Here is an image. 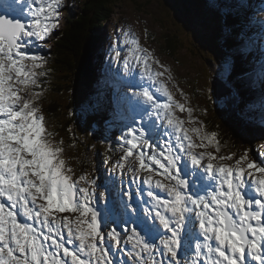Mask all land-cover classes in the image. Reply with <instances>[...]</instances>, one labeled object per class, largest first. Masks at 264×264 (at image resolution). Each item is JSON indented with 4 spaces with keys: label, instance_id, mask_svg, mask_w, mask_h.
I'll list each match as a JSON object with an SVG mask.
<instances>
[{
    "label": "snow or ice",
    "instance_id": "1",
    "mask_svg": "<svg viewBox=\"0 0 264 264\" xmlns=\"http://www.w3.org/2000/svg\"><path fill=\"white\" fill-rule=\"evenodd\" d=\"M29 5L30 22L0 14V264H113L108 243L119 247L121 232L102 231L96 207L98 196H107L87 173L74 178L63 141L47 129L38 104L42 91L34 90L47 61L28 50L58 27L64 0ZM125 43L132 47L124 73L131 77L139 69L150 82L126 99L149 106L143 115L159 122L152 127L163 137L153 140L144 125L120 137L123 154L115 168L127 167L134 178L146 173L141 178L152 201L130 229L134 251L128 254L137 264H264V144L259 161L249 158L252 149L235 159V153L221 154L218 133L207 131L195 110L175 99L167 83L174 79L171 70L131 30ZM196 180L205 182L197 187ZM125 195L133 200L130 191ZM123 207L125 214L137 212L131 203ZM186 237L195 241L190 259L187 250L185 258L180 255Z\"/></svg>",
    "mask_w": 264,
    "mask_h": 264
},
{
    "label": "rangeland",
    "instance_id": "2",
    "mask_svg": "<svg viewBox=\"0 0 264 264\" xmlns=\"http://www.w3.org/2000/svg\"><path fill=\"white\" fill-rule=\"evenodd\" d=\"M14 1L16 2V4L12 5L14 11L8 10L3 5H0L22 22H30L29 0ZM82 1L83 0H64L58 27L55 28L53 33L46 40L35 42L28 50L29 55L42 56L47 61L44 67L38 70L46 71V75L39 78L40 87L34 90L42 91V96L38 104L45 116L47 129L55 134V140L63 141L64 158L73 169L74 178H78L80 175L87 173L90 179L97 180V192H104L107 196V199L98 196L96 207L101 213V216L104 219L106 218L108 222L107 224L102 222V231L108 232L111 227H116L117 230L121 232V244L119 247H116L114 242L108 243L113 264H137L135 257L128 254L129 251H134L132 250L128 236L131 235L130 229L134 226V221L137 218H145L144 210L146 208H151L152 201L145 199L148 186L143 183L141 177L146 175V173H142L141 177L134 178L133 173L129 171L127 167L123 172L115 168L116 162L120 160L123 154L121 147L123 141L120 140V137L127 132L129 127L138 129L141 125H144L146 130L149 131L153 140L163 139V137L152 127L154 122L157 125H159V122L155 121L154 117L150 118V115H143L144 108L149 106L143 103L138 105L132 104L126 99L132 91H139L141 87H147L150 83L146 79L142 80L139 73L137 74L135 72L131 77L124 73L123 59L127 57L128 51L132 47L131 44L125 43L128 38L129 30L139 37L140 44L143 47L149 49L154 54V57L159 59L162 65L171 70V75L174 79L167 83L175 99L191 106L195 110L193 115L206 125L207 131H216L212 123V121L217 120L216 116L214 114L210 115V110L213 106L217 107L215 96L212 95L211 92V90L214 91L211 79L214 76L213 81L221 86L226 85H223V82L217 78L216 72H214L216 66L223 68V62L218 60V55L215 52L214 46L205 40V27H212L209 21L214 24L216 22L220 24L219 22L224 17L223 9H226L225 17L228 21L234 19L241 20V17L245 16L246 18V16H250V25L249 28H247L246 35L248 39L253 42V47L244 60V63L249 71L251 70L250 64L252 63L254 70L258 74V79L261 80V89L264 92V13L258 9V5H260L262 0H239L238 3H236V0H194L195 4L193 0H116L115 4L110 7L111 14L109 20H102L100 26L96 24L97 30L94 29L93 31V36L95 38L103 39L102 48L104 51L102 52L101 61L105 63L103 71L107 75L108 80L103 81L102 78L92 79L88 76L86 83L83 81L85 79L84 76L80 78L72 77V79H67L62 85L58 83V86L55 87L53 81L58 79L52 80L51 77H53V75L50 74L54 67V60H52L49 55L42 52V50H44L43 48H39L37 50L38 53L34 52H36L38 46L47 48V46L50 47L54 43L56 38L55 34L68 27L66 26V22L70 17L68 9H71L73 5L78 7V4ZM242 1L246 3L244 9L247 15L239 14L237 16L238 18H232L231 16L235 15V13H228L227 11L232 10L234 5L240 4ZM0 2L3 3V0H0ZM180 7L186 12L189 21L184 19L186 15L182 12ZM20 10V13L16 12ZM197 13H201V16H196ZM227 13L228 15H226ZM188 28L195 31L196 34L202 35L201 42L204 45L203 51L195 47L192 48L193 52L186 49L183 51V49L181 50V48L178 47L186 45V40L191 42V39L195 37L194 34L188 31ZM243 34L242 29L238 28L235 30V35L240 40ZM175 37H179L180 39L177 38V40ZM85 38H88V34ZM98 44L100 45L101 41ZM94 45L96 49L93 55L99 50L98 45ZM169 46H171V48H169ZM117 50L121 53L119 57L116 56ZM68 58L72 63L74 76V53H71ZM109 61L113 62V72L107 67L106 62ZM99 64L102 65L101 63ZM153 67L163 71V69H160L157 65H153ZM79 73L80 67H78L77 71L78 75ZM132 85H135V87H132ZM173 85H176V87ZM151 90L155 92V87ZM181 90L187 95V100L181 95ZM203 90L205 91V95ZM54 91H58V93L54 94ZM106 94H108V96H106ZM155 94L161 102L166 101V97H164L162 93ZM230 95L231 91L228 96ZM53 97L56 102L57 110L60 107L59 116L63 121L65 120L63 126L61 123L62 121L57 124V121L55 122L51 118H48L49 110L47 102ZM162 98L164 101H162ZM70 100H75V102L80 105L82 108H80L81 115H85L86 117V124L92 123L85 127L81 135L77 133L79 142L77 143L76 139L75 145L71 144L68 140V137L71 138L70 128H68V132L62 130L66 125H69V121L73 127H77V122L74 123V116H68L67 118L66 108L71 104ZM106 104L108 105V107H105L106 110L113 108V106L118 107V112L121 114V119H123L121 121V129L112 133L110 129L106 132L98 133L99 124L106 123L105 121H99L98 116L101 115L109 124L112 123V125H114L112 118H109L107 114L103 112L100 113L99 111V109ZM90 107L94 110H91ZM123 108H125L126 114ZM177 115L187 119L186 112L181 113L177 110ZM133 118L135 119L133 120ZM128 120H130V122H127ZM186 126L192 127L193 125L187 124ZM218 127L224 131L221 125ZM222 136L225 138L223 134ZM220 142L221 154L228 155L235 153L236 157H234V159L238 158L245 150L251 149L249 147L236 149L241 145L239 144L233 147L229 140L226 143L222 140H220ZM262 142L255 146L253 151L249 152L250 159L257 161L261 159L257 153L260 151L259 147ZM78 144L80 145L77 146ZM246 144L250 145L249 142H246ZM227 146L233 148H227ZM105 159L110 162L108 166L105 165ZM233 162L234 161H227V163ZM188 178L194 179L191 176ZM204 182L205 181L196 180V186L198 187ZM140 189H143V191L141 192ZM129 191L133 196L131 202L128 201L125 195V192ZM153 191L158 195H165L163 191L159 189H153ZM124 203H131L132 208H136L137 212L133 213L131 209H128L125 214V209L123 207ZM117 221H120L121 224H118ZM149 223H151V221H149ZM193 231L197 232L198 235L197 229L194 228ZM107 241L108 238L106 237V242ZM192 242L193 247L191 249H194L195 241H190L189 238L186 237L182 248L189 249L188 245ZM157 258H160L159 253H157ZM181 258L183 259L185 256L181 255ZM188 258L190 259V257ZM164 259L167 260V257L165 256Z\"/></svg>",
    "mask_w": 264,
    "mask_h": 264
},
{
    "label": "trees",
    "instance_id": "3",
    "mask_svg": "<svg viewBox=\"0 0 264 264\" xmlns=\"http://www.w3.org/2000/svg\"><path fill=\"white\" fill-rule=\"evenodd\" d=\"M115 1L116 0H83L81 3L78 4V7H74V9L69 10L70 17L68 18L66 22V26L68 27L64 28L61 32L58 31L55 34V37H56V38L54 37L55 41L50 47L49 46H47V48L43 47V49L46 50L45 51L46 55H49L51 59L54 60V67L52 68V71L50 72V74L53 75V77H51L52 80L58 79V80L53 81L55 87L58 86V83L62 85L64 82L67 81V79H72V77L80 78L84 76L85 79L83 81H85L86 83H87L86 80L88 76H90V78L92 79L102 78L103 81L108 80L107 75L103 71V66L99 64L101 62L99 58L102 57V52H97L93 55L96 49V46L94 44H96L97 42V38L93 36V31L94 29L97 30L96 24L100 26L102 20L103 21L109 20L110 18L109 16L111 14L110 7L115 4ZM238 2L239 0H236V3ZM193 3L195 4L194 0H193ZM245 4L246 3L242 1V3L234 5L232 7V10L227 11V12L235 13V15L231 16L232 18H238L237 16L239 14L246 15L243 13L245 12V9H244ZM77 8H78V11H77ZM180 8L182 12L186 15V12L182 9V7ZM225 11L226 9L225 10L223 9L224 17L219 22L220 24H218V22H216L215 24L211 23L205 17L209 21V23L212 25V27L210 28L205 27L206 33L204 34V38L205 40L208 41L209 44L214 46L215 52L218 55V60L223 62V68L216 66V68L214 69V72H216L217 77L220 80H222L225 84H227L232 90V94L230 96H226L224 99H222L223 101H225L223 105H218L217 107L212 108L213 114H215L216 116L217 125L223 124L224 121L222 120L221 113L226 114L227 112H229L227 108L229 107L228 105H230V107L232 106L231 107L232 109L234 110L237 109L236 112H234L233 114L234 117H237L241 121H244L242 119L244 118L245 121L248 122L246 126L249 132V136H251V138H255L256 136L264 137V133H263V136L261 135V133L264 131H262L257 125H255V123L251 122L252 120L256 121L258 118H260L261 113H258V112L250 113V111L247 109L248 106L245 105V101H246V104L250 102V96L247 97V95L251 92V85L247 84L244 81L239 82L237 80L239 78L240 70L236 64L237 59L234 57L235 56L234 49L236 48L235 47L236 42L234 40L232 41V38L234 36L235 30L240 28L241 26L240 21L242 19H245V16L241 17L240 18L241 20L238 19L239 22L237 21L238 23H236L233 20L228 21L226 19ZM228 13L226 15H228ZM197 15L201 16V13H197L196 16ZM184 19L185 20L187 19L189 21V18L187 17V15H186V18ZM190 33L194 34L195 37L191 39V42L190 41L188 42L192 43L193 47L197 48L200 51L201 50L203 51L204 45L201 42L202 35H199L198 33L197 35L195 31L191 29H190ZM87 34H88V38L86 39L85 37ZM241 41L243 43L242 44L243 48H240V49L246 51L252 43L251 40L248 39L246 32L242 35ZM169 48H171V46H169ZM38 49H39V46L37 47L36 51ZM71 53H74L75 55V59H74V64H75L74 73L75 74L74 76H73L72 63L68 58ZM78 67H80L79 75L77 74ZM107 67L109 68L108 65ZM110 67L112 68V66ZM250 68L251 70L249 71L248 75L253 74L257 77L255 79L257 84L254 83L253 86L256 89H258V92H260L261 94L263 93L261 89V80L258 79V74L254 70L252 63L250 64ZM111 71L113 72V69H111ZM55 93H58V91H54V94ZM70 101H71V104L67 106L68 109L66 108L67 118L68 116L69 117L74 116V123L77 122V127L76 128L73 127V125H71L69 121L68 122L69 125H66L65 128L62 127L63 128L62 130L68 132V128H70L71 138L68 137V140L71 144L75 145L76 139H77V143L79 142L78 141L79 136H77V133L81 135L83 131L85 130V127L87 125H91L92 123L86 124V120H85L86 117L85 115L84 116L81 115L82 108L80 107V105L77 104L75 100H70ZM47 107L49 110L48 118H51L55 122L57 121V124L60 121H62L61 123L63 126L64 125L63 122H65V120L63 121V119L59 116L60 107L57 110L54 97L47 102ZM105 107H108V105L106 104L102 106L101 109H99L100 113L103 112L107 114L109 118H112V122L116 124L117 123L116 118L118 117L115 114V110H116L115 107L113 106V108L109 110H106ZM90 109L94 110L92 107H90ZM211 114L212 113L210 111V115ZM98 120L106 122V123L99 124L98 133H101L102 129L106 131L110 129L111 132H114L115 130H117L116 126L112 125V123L109 124V122L105 120L104 117L102 118L101 115L98 116ZM127 122H130V120H128ZM212 123L216 129L217 127L214 121H212ZM104 125H106V128ZM229 135L231 134L229 133ZM232 136L234 137L233 133H232ZM221 138L222 136H220V139ZM224 142H226L225 139H224ZM237 142H240V139H238ZM243 144L245 145L246 141H243ZM79 145L80 144H78L77 146ZM99 154L101 155L100 152ZM109 164L110 162L108 161L105 163V165L107 166Z\"/></svg>",
    "mask_w": 264,
    "mask_h": 264
},
{
    "label": "water",
    "instance_id": "4",
    "mask_svg": "<svg viewBox=\"0 0 264 264\" xmlns=\"http://www.w3.org/2000/svg\"><path fill=\"white\" fill-rule=\"evenodd\" d=\"M0 14H6L9 16V18L17 19L14 15H12L11 13L5 10H0ZM188 51H190V49ZM211 83L214 88L217 104L219 105V101L225 96H227L229 92L231 91V89H229V87L224 82H223V85L225 84L227 88L226 86H221L217 82L213 81V79H211ZM233 114H234V111L227 112L226 114L221 113L222 120L234 131L236 136L240 137L243 141L250 142L253 144L255 140H250L251 136H249V132L246 129V126L237 117H234ZM222 126L223 127L225 126L224 123L222 124ZM102 222L106 223L107 220L102 217Z\"/></svg>",
    "mask_w": 264,
    "mask_h": 264
},
{
    "label": "bare ground",
    "instance_id": "5",
    "mask_svg": "<svg viewBox=\"0 0 264 264\" xmlns=\"http://www.w3.org/2000/svg\"><path fill=\"white\" fill-rule=\"evenodd\" d=\"M0 4L3 5V6H5L7 9L14 11L12 5L16 4V2H15L14 0H3V3L0 2ZM263 4H264V0L261 1L260 5H258V9L261 10L262 13H264V5H263ZM16 12H19V13H20L21 10H20V11H16ZM176 36H177V35H176ZM178 39H180V38L178 37ZM38 44H39V43H38ZM39 48L41 49V47H39ZM45 51H46L45 49L42 50V52L46 54ZM28 52H29V51H28ZM34 53H38V51H36V52H34ZM99 60L101 61V58H99ZM100 63H101L102 65L105 64L104 61H101ZM106 64L109 66L110 69H112V68L110 67V66L113 65V62H112V61H109V62H107ZM136 73H137V74L139 73L138 69L136 70ZM139 74H140V73H139ZM248 78H249V77H248ZM142 80H143V79H142ZM213 80H214V79H213ZM254 83L257 84L256 80H254V81L252 82V85H254ZM257 86H258V85H257ZM152 89H153V88H152ZM257 90H258V89H257ZM107 95H108V94H106V96H107ZM260 95H261V94H260ZM162 99H163V98H162ZM162 101H164V99H163ZM123 110H124V113L126 114V110H125V108H123ZM120 120L122 121L123 119H120ZM104 126H105V125H104ZM103 130H104V129L101 130V133L103 132ZM104 132H106V130H104ZM222 132H223V133L225 132V133L228 134V135H229V133H230L231 135H229V136L233 137V136H232V133L226 131L225 129H224V131L222 130ZM106 166H107V165H106ZM187 168L190 169V165H187ZM145 199H148L149 201H151V198L148 197L146 194H145ZM117 223H118V224H121L120 221H117ZM119 229H120V227H119ZM192 245H193V242H192Z\"/></svg>",
    "mask_w": 264,
    "mask_h": 264
}]
</instances>
